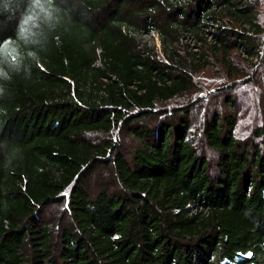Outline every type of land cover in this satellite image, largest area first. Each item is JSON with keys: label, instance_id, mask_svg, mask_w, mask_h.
<instances>
[{"label": "trees", "instance_id": "16d2710c", "mask_svg": "<svg viewBox=\"0 0 264 264\" xmlns=\"http://www.w3.org/2000/svg\"><path fill=\"white\" fill-rule=\"evenodd\" d=\"M29 5L0 0V264H264V91L246 137L233 98L192 113L211 57L264 63L251 2L53 0L24 39Z\"/></svg>", "mask_w": 264, "mask_h": 264}, {"label": "rangeland", "instance_id": "374dc122", "mask_svg": "<svg viewBox=\"0 0 264 264\" xmlns=\"http://www.w3.org/2000/svg\"><path fill=\"white\" fill-rule=\"evenodd\" d=\"M246 1L251 2L252 6L256 8L258 20L261 22L264 31V0ZM151 43H154L159 49L160 44L156 36L153 37ZM210 60V64L195 77L198 90V95L195 98L200 101H198L199 104L192 112L193 120L197 122V125L201 115L207 113L210 108H220L224 98H233L241 109L236 133L238 137H246L251 134L254 126L263 122V95L261 93L264 91V63L261 62L255 65L254 61L250 63L244 55L232 53L230 60L232 61L233 70L228 71L225 69L223 62L216 61L214 57H211ZM192 95L194 97V92ZM185 101H187V98L180 97L173 101L171 106ZM193 101H195L194 98ZM87 138L96 140L97 136L88 135ZM196 142L199 149H202L210 160L214 159V153L204 148L199 138L196 139ZM124 144L123 152L126 153L128 152L127 146L130 145V140L126 139ZM96 176L92 177L90 181L91 191L98 189L100 186L101 180ZM62 208L59 205H54L45 209V219L51 221L57 216V213H61Z\"/></svg>", "mask_w": 264, "mask_h": 264}, {"label": "clouds", "instance_id": "9594fccd", "mask_svg": "<svg viewBox=\"0 0 264 264\" xmlns=\"http://www.w3.org/2000/svg\"><path fill=\"white\" fill-rule=\"evenodd\" d=\"M53 11V0H30V5L18 21L17 35L24 39L34 35L33 29L40 26L41 17L51 20ZM0 57H3L11 65L17 64V52L11 46L10 37L5 40L3 45H0ZM0 76H6L3 69H0Z\"/></svg>", "mask_w": 264, "mask_h": 264}, {"label": "snow or ice", "instance_id": "6c2138e0", "mask_svg": "<svg viewBox=\"0 0 264 264\" xmlns=\"http://www.w3.org/2000/svg\"><path fill=\"white\" fill-rule=\"evenodd\" d=\"M248 256L251 257V253H248Z\"/></svg>", "mask_w": 264, "mask_h": 264}]
</instances>
